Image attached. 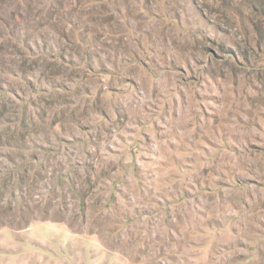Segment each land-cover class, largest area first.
I'll list each match as a JSON object with an SVG mask.
<instances>
[{
    "label": "rangeland",
    "instance_id": "1",
    "mask_svg": "<svg viewBox=\"0 0 264 264\" xmlns=\"http://www.w3.org/2000/svg\"><path fill=\"white\" fill-rule=\"evenodd\" d=\"M0 264H264V0H0Z\"/></svg>",
    "mask_w": 264,
    "mask_h": 264
}]
</instances>
